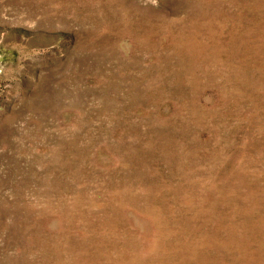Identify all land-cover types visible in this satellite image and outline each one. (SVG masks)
Masks as SVG:
<instances>
[{
	"label": "rangeland",
	"instance_id": "rangeland-1",
	"mask_svg": "<svg viewBox=\"0 0 264 264\" xmlns=\"http://www.w3.org/2000/svg\"><path fill=\"white\" fill-rule=\"evenodd\" d=\"M0 264H264V0H0Z\"/></svg>",
	"mask_w": 264,
	"mask_h": 264
}]
</instances>
